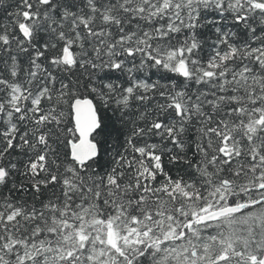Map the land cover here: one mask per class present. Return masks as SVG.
<instances>
[{
  "label": "snow or ice",
  "instance_id": "6c2138e0",
  "mask_svg": "<svg viewBox=\"0 0 264 264\" xmlns=\"http://www.w3.org/2000/svg\"><path fill=\"white\" fill-rule=\"evenodd\" d=\"M0 11V264H264V0Z\"/></svg>",
  "mask_w": 264,
  "mask_h": 264
},
{
  "label": "trees",
  "instance_id": "16d2710c",
  "mask_svg": "<svg viewBox=\"0 0 264 264\" xmlns=\"http://www.w3.org/2000/svg\"><path fill=\"white\" fill-rule=\"evenodd\" d=\"M3 17H4V13H3V11H0V20H2ZM212 18H214V19L217 20L218 22L222 23V24L224 25L225 29L231 27V22H230V21H224V20H222V18H221L218 14H214V16H213ZM234 30H235V29H234ZM204 31L207 32V35H208L209 37H212V33H211L210 30L205 29ZM213 38H214V37H213ZM210 42H211V40H209V43H210ZM19 179H20V178L17 177V180H19ZM6 191H7V189L0 190V195H3ZM37 203H38V202H37Z\"/></svg>",
  "mask_w": 264,
  "mask_h": 264
}]
</instances>
